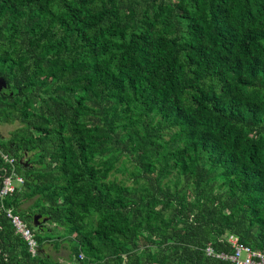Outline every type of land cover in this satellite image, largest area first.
Masks as SVG:
<instances>
[{
    "label": "trees",
    "instance_id": "16d2710c",
    "mask_svg": "<svg viewBox=\"0 0 264 264\" xmlns=\"http://www.w3.org/2000/svg\"><path fill=\"white\" fill-rule=\"evenodd\" d=\"M0 78V264L264 250V0H0Z\"/></svg>",
    "mask_w": 264,
    "mask_h": 264
},
{
    "label": "built area",
    "instance_id": "2783aa9c",
    "mask_svg": "<svg viewBox=\"0 0 264 264\" xmlns=\"http://www.w3.org/2000/svg\"><path fill=\"white\" fill-rule=\"evenodd\" d=\"M2 157L9 169L4 171V178L0 189L1 200L12 195L15 192V188L23 184L22 177H20L15 170L13 158L7 155H2ZM7 217L10 219L16 232L26 241L29 247V252L32 255H35L37 253V243L32 231L26 226L21 218L13 214L11 210H7ZM226 242L231 245V253L216 252L211 245H208L205 248L206 256L216 260L226 261L231 264H264V250L255 251L249 246L241 244L238 237L233 234L226 236Z\"/></svg>",
    "mask_w": 264,
    "mask_h": 264
},
{
    "label": "rangeland",
    "instance_id": "374dc122",
    "mask_svg": "<svg viewBox=\"0 0 264 264\" xmlns=\"http://www.w3.org/2000/svg\"><path fill=\"white\" fill-rule=\"evenodd\" d=\"M18 126H19L18 123H15L13 125H9V124L0 125V138H1V140L3 139L2 141H6V139L9 137L10 133L12 131H14V129L17 128ZM118 177L121 178L122 176H118ZM68 254H69V251L67 249H64L63 252L58 251V256L56 254H54L51 257L53 259H56V260H62V262H60V263H64L67 260ZM64 259H65V261H64ZM64 264H66V263H64Z\"/></svg>",
    "mask_w": 264,
    "mask_h": 264
},
{
    "label": "water",
    "instance_id": "95a60500",
    "mask_svg": "<svg viewBox=\"0 0 264 264\" xmlns=\"http://www.w3.org/2000/svg\"><path fill=\"white\" fill-rule=\"evenodd\" d=\"M7 88V85H6V82L0 78V92L3 90V89H6ZM41 221L45 222L46 219H41V216L40 215H35L33 216V219H32V226L35 230H38L39 227H40V224H41Z\"/></svg>",
    "mask_w": 264,
    "mask_h": 264
},
{
    "label": "crops",
    "instance_id": "0c3cea01",
    "mask_svg": "<svg viewBox=\"0 0 264 264\" xmlns=\"http://www.w3.org/2000/svg\"><path fill=\"white\" fill-rule=\"evenodd\" d=\"M24 206H28V204H25ZM38 251L41 255H44L47 257H51L54 254H56L58 256V252L53 249V245H45L43 248L39 249ZM59 251L63 252L64 249L62 250V248H61ZM59 261L62 262V260H59ZM64 261H65V259H64ZM64 263H66V262H64Z\"/></svg>",
    "mask_w": 264,
    "mask_h": 264
},
{
    "label": "flooded vegetation",
    "instance_id": "af4514ba",
    "mask_svg": "<svg viewBox=\"0 0 264 264\" xmlns=\"http://www.w3.org/2000/svg\"><path fill=\"white\" fill-rule=\"evenodd\" d=\"M3 90H5V89H3ZM3 90H2V91H3ZM2 91H1V92H2ZM1 92H0V93H1Z\"/></svg>",
    "mask_w": 264,
    "mask_h": 264
}]
</instances>
